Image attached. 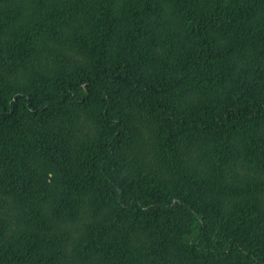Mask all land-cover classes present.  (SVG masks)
<instances>
[{
    "label": "trees",
    "instance_id": "16d2710c",
    "mask_svg": "<svg viewBox=\"0 0 264 264\" xmlns=\"http://www.w3.org/2000/svg\"><path fill=\"white\" fill-rule=\"evenodd\" d=\"M188 16L180 67L147 47L146 30L117 37L92 20L100 33L78 40L83 61L52 51L62 77L20 85L24 65L3 50L0 21V264H264V202L254 193L226 209L241 191L224 176L233 162L264 182V23ZM80 111L73 160L60 134ZM136 123L149 130L154 172ZM199 147L203 162L187 165ZM58 223L79 228L69 257Z\"/></svg>",
    "mask_w": 264,
    "mask_h": 264
},
{
    "label": "rangeland",
    "instance_id": "374dc122",
    "mask_svg": "<svg viewBox=\"0 0 264 264\" xmlns=\"http://www.w3.org/2000/svg\"><path fill=\"white\" fill-rule=\"evenodd\" d=\"M213 11L231 22L234 19H246L264 23V0H0V21H3L4 26L2 40L6 41L3 50L14 53L16 63L24 65V70L20 68V71H13V80L18 85L24 83L29 76L39 73L53 78L52 80H59L62 77V69H59L52 51L73 57L79 62L83 61L88 50L85 48L80 52L78 40L83 39L87 45L90 38H86V34L92 37L100 33L99 30L96 31L95 24L92 28V20L93 23H103L106 20V24L114 28L111 30L114 35L118 33L117 37L119 33L132 29V25L137 29L146 30L147 47L152 45L154 53L168 57L180 67L181 61L191 51L188 38L179 23L188 19L189 13L203 17ZM145 22L148 24L146 27L143 25ZM235 35H238V30L234 31ZM113 44L117 48L110 49V52L121 51L117 43ZM247 52L248 50L244 51L246 54L242 57L232 59L239 67L237 71L247 67V61L243 62ZM241 59L243 61H239ZM79 117L78 122L64 125L60 134V143L68 152V157L73 160L79 155L82 146L79 126L86 117L85 112L80 111ZM133 139L136 144L144 147V170L154 172L156 159L150 146H147L150 139L149 130L136 123ZM201 153V147L187 153V165H201ZM133 169L134 162L131 160L125 170L126 176H129ZM254 172L253 168L247 165L242 167L234 165L233 162L226 167V181L241 191V194L237 192L227 195L226 209H232L234 204L243 199L241 196L249 199L254 193L264 202V186H260L264 185V182L262 178L254 176ZM169 176L166 178L170 179ZM258 186L262 187L259 188L261 192L258 191ZM56 226L60 236L66 232L70 234L69 244L61 249L64 257H69L74 254L73 239L79 228L74 225L67 228L62 223Z\"/></svg>",
    "mask_w": 264,
    "mask_h": 264
}]
</instances>
